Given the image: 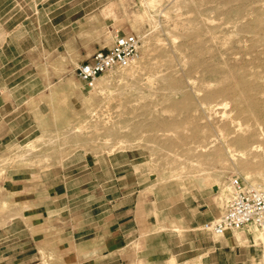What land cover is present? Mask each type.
I'll return each instance as SVG.
<instances>
[{"label": "rangeland", "instance_id": "obj_1", "mask_svg": "<svg viewBox=\"0 0 264 264\" xmlns=\"http://www.w3.org/2000/svg\"><path fill=\"white\" fill-rule=\"evenodd\" d=\"M244 8L264 11V0H0V106L8 91L14 99L34 96L26 112L0 110V120L11 127L31 126L0 148V264L76 263L74 242L63 232L65 218H82L104 196L72 192L56 201L46 193L26 195L24 185L40 183L42 176L49 184L95 189L103 179L100 167L116 171L113 183L130 187L133 196L116 195L128 196L124 213L134 211L140 242L148 247L177 245L151 242L181 229L208 235L201 228L223 213L232 177L264 188V25L253 24L254 14L243 15ZM126 34L141 39L136 63L84 88L76 67ZM236 69L249 82L255 109L232 97L244 91L235 79L220 81L221 70ZM170 73L189 97L183 109L163 100L182 98L160 82ZM213 91L231 95L205 101ZM232 130L248 138L246 146L254 144L258 152L251 161L259 170H240L232 156L240 147L227 136ZM33 205L47 213L49 227L58 226L37 239V248L28 235H19L18 223L5 229ZM206 212L212 220L201 216ZM248 231L259 256L255 264H264V228Z\"/></svg>", "mask_w": 264, "mask_h": 264}, {"label": "crops", "instance_id": "obj_2", "mask_svg": "<svg viewBox=\"0 0 264 264\" xmlns=\"http://www.w3.org/2000/svg\"><path fill=\"white\" fill-rule=\"evenodd\" d=\"M8 94L7 99L0 106V110L9 113L18 110L26 112V102L34 97L24 94L21 98L14 99L10 91ZM29 127L31 126L24 127L21 131L19 125L18 127H11L10 122H6L5 117L2 118L0 120V148L8 142L11 143L12 138L16 140L21 134L29 130ZM17 128H19L18 132L15 131ZM86 170L83 169V172ZM97 172L103 179L97 182L95 189H92L90 184L85 185L84 183L82 185L74 184L72 187L66 183L63 185L49 184L43 182V176L40 183L24 185L26 195L35 196L39 193H46L48 199L56 201L64 197L68 198L72 192H98L99 195L104 196L98 205L89 209L88 214L83 213L82 218L79 219L70 214L68 218H65L63 232L66 231L68 239H72L74 242L77 258L75 264H130L140 260L146 264H255L259 258L256 249H252L254 237L250 231L246 230L229 232L222 238H215L209 234L191 231L188 233L181 229L180 233L164 234L160 235L161 237L152 238V244L157 243V241H167L166 239L169 242L176 240L177 245L173 247L166 244L159 247H148L146 240H142V244L139 236V223L134 211L130 210L124 213L128 196L121 194L118 197L116 195L117 192H131L130 187L121 188L119 183H113V177L117 176L116 171L110 173L107 167L104 169L100 167ZM82 176L84 177L85 174ZM112 193L115 195H111ZM53 195L56 197L54 198ZM129 196L132 200L133 193L131 192ZM70 200L72 199H68V202ZM52 213L51 215L55 214ZM46 215L47 213L38 210L33 205V207L26 208L21 216L12 219L5 229L10 230L18 223L19 235H24V239L28 235L37 248V244L40 243L37 239H40L44 232L53 229L58 231V226L53 228L52 225L51 227L47 225ZM201 216H206L205 221L213 219V216L207 212ZM237 234L239 238L236 237ZM187 236H191L190 246H187ZM137 244L142 246L136 249L134 247Z\"/></svg>", "mask_w": 264, "mask_h": 264}, {"label": "built area", "instance_id": "obj_3", "mask_svg": "<svg viewBox=\"0 0 264 264\" xmlns=\"http://www.w3.org/2000/svg\"><path fill=\"white\" fill-rule=\"evenodd\" d=\"M141 39L136 34L116 35L110 48L96 51L75 69L84 88L93 89L98 79L113 69L132 66L139 58ZM232 197L221 216L202 226L212 237L222 238L229 232L264 228V191L246 186L239 178L229 180Z\"/></svg>", "mask_w": 264, "mask_h": 264}, {"label": "bare ground", "instance_id": "obj_4", "mask_svg": "<svg viewBox=\"0 0 264 264\" xmlns=\"http://www.w3.org/2000/svg\"><path fill=\"white\" fill-rule=\"evenodd\" d=\"M235 3H237V2H235ZM239 3H241V2H239ZM238 3V4H239ZM243 3V2H242ZM237 8V7H236ZM233 9V8H232ZM245 9H247V8H244V10ZM243 10V9H242ZM241 10V11H242ZM230 11V10H229ZM246 11V13L245 14H243V15H251L252 13L254 14V11L253 12H251V11H248V10H245ZM256 12H258V11H256ZM227 13H228V11H227ZM235 14L237 15V19H240L243 15H242V13L239 11V10H237L236 9V11H235ZM228 15V14H227ZM238 16H240L239 18H238ZM229 18V17H228ZM230 19V18H229ZM252 20V22H253V24H255V25H264V11H261V12H258V13H255L254 14V16H253V18H251ZM235 20V19H234ZM236 22V21H235ZM239 25H241V23H238ZM252 24V23H251ZM244 25V24H243ZM242 25V26H243ZM246 25V24H245ZM250 25V24H249ZM248 27V26H247ZM238 28V27H237ZM244 31H247V30H244ZM240 32V31H239ZM199 50V49H198ZM193 51L195 52V51H197V50H194L193 49ZM196 53V52H195ZM191 64H192V66H194V65H196V63L192 60V62H191ZM224 67V66H223ZM219 69L220 68H222L221 66L220 67H218ZM234 68H236V67H233L232 68V70L234 69ZM229 70H231V68L229 67L228 68ZM235 70V69H234ZM237 70V69H236ZM240 70V69H239ZM221 71H223V77H224V80H220V81H225V79H235L234 81H235V83H236V86L237 87H239V86H241V87H244V91H240L241 93L237 96V94H236V96H234V95H232V97H234V98H236L237 100H240V102H245L246 104H247V106L250 108V109H255V105L257 104V101H256V103L254 102V99L251 97V95L249 94V91L247 92L246 91V86H247V84L249 83L248 81H247V79H246V81H245V79H243L244 78V76L242 77V73H241V71H236V72H226V73H224V70H221ZM226 71H228L227 70V68H226ZM243 71H246V70H243ZM247 72V71H246ZM248 73V72H247ZM256 73V72H255ZM245 74V73H244ZM249 74V73H248ZM247 74V75H248ZM254 74V73H253ZM258 74V73H257ZM247 75H245V78H246V76ZM250 76V75H249ZM254 76H256V75H254ZM254 76H252V79H254ZM257 76H259V75H257ZM218 77H219V74H218ZM217 79V78H216ZM215 79V80H216ZM257 79V78H256ZM255 79V80H256ZM251 80V79H250ZM216 81H218V80H216ZM229 80H227V82H228ZM252 81V80H251ZM160 82L161 83H163L164 84V88H165V90L166 91H169L170 92V94H177V93H180V94H182V98L179 100V101H174L173 100V98H172V96H170V97H167V98H165V99H163L164 101H165V104H167L168 106H169V108H172V109H183L184 107H186L189 103H190V100H189V97L187 96V95H185V94H183L181 91H182V83L181 82H179V80H177V79H175L172 75H171V73L170 74H168V75H165L164 77H162V78H160ZM231 82V81H230ZM229 82V83H230ZM248 82V83H247ZM253 82V81H252ZM251 82V83H252ZM221 83V82H220ZM228 83V84H229ZM254 83V82H253ZM227 83H226V85H228ZM225 85V84H224ZM225 85V86H226ZM229 85H231V84H229ZM229 89H230V87H229ZM235 89H237V88H235ZM239 89H240V87H239ZM226 90V89H225ZM241 90V89H240ZM229 91V90H228ZM228 91H227V94L225 93V92H223V91H218V92H214V93H209L208 95H206V97L204 98V100L205 101H212V102H214V101H216V99H218V98H225L228 94H230V92L228 93ZM231 91H235L234 90V87H233V89L231 90ZM235 92H237V91H235ZM255 92V91H254ZM237 93H239V91L237 92ZM235 94V93H234ZM257 94V93H256ZM231 95V94H230ZM231 97V98H232ZM256 97H257V95H256ZM207 103V102H206ZM209 103V102H208ZM261 104V103H260ZM216 106H222V103H216L215 104ZM258 107V106H257ZM74 133V132H73ZM227 136H229L230 137V140H231V142L232 143H234L236 146H238V147H240V152H237V151H234L233 152V154H232V156L234 157V160L236 161V163H237V165H238V167L240 168V170L243 172V173H247V171L248 170H252V169H256V170H259L260 168H261V166L260 165H253L252 164V161H251V159L252 158H255L256 157V153L258 152V150L256 149V147H254L253 145L254 144H250L249 146H246L247 144L246 143H248V138H246V137H242L241 135H238V131L237 130H232V131H230L229 132V134L227 135ZM251 140H254V138H251ZM243 149H247V152H243L244 150ZM215 156H216V158H219L220 157V151H217L216 153H215ZM232 157V158H233ZM251 188H254V189H259V190H262V191H264V188H262L260 185H258L257 184V182L256 181H252V183H251V186H250ZM254 228V227H253Z\"/></svg>", "mask_w": 264, "mask_h": 264}]
</instances>
